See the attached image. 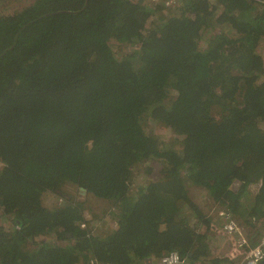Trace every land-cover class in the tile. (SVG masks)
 Wrapping results in <instances>:
<instances>
[{
  "label": "trees",
  "instance_id": "trees-1",
  "mask_svg": "<svg viewBox=\"0 0 264 264\" xmlns=\"http://www.w3.org/2000/svg\"><path fill=\"white\" fill-rule=\"evenodd\" d=\"M67 187L117 229L85 228ZM218 210L263 236L264 0H0V264H235Z\"/></svg>",
  "mask_w": 264,
  "mask_h": 264
},
{
  "label": "rangeland",
  "instance_id": "rangeland-1",
  "mask_svg": "<svg viewBox=\"0 0 264 264\" xmlns=\"http://www.w3.org/2000/svg\"><path fill=\"white\" fill-rule=\"evenodd\" d=\"M202 46H204V43H201ZM148 132L152 135L158 136L161 138V140L165 142H170L175 139V134L169 130L167 127H164L160 124H154L149 123L148 125ZM156 168V172L159 170L158 166H154ZM148 182V177L144 173H140L134 183H132L131 192L132 193H138L140 188L146 185ZM236 188V185L234 186ZM63 197H66V199L69 200L72 199L73 203H81L83 206V216L85 219V228H89L91 232L93 233H109L111 230L117 229V223L114 218V214L118 212L110 202L107 201H101L100 199L87 194L82 195L79 191V188H73V187H67L65 188L63 194ZM61 196V197H62ZM190 196L193 199V201L203 208V210L207 211L206 207H210L211 203L207 201L205 194L203 191L191 188L190 190ZM66 203L62 198H58L56 196H53L51 198H46V204L50 207H54L55 205H61ZM207 203V204H206ZM209 205V206H207ZM247 233L252 235V238L256 239V234H254V230L250 228H246ZM205 229H203L204 231ZM219 240H213L212 241V247L213 251L217 253L216 246L220 245ZM213 252V253H214ZM215 255V254H214ZM151 260L147 261L146 264H150Z\"/></svg>",
  "mask_w": 264,
  "mask_h": 264
},
{
  "label": "built area",
  "instance_id": "built-area-1",
  "mask_svg": "<svg viewBox=\"0 0 264 264\" xmlns=\"http://www.w3.org/2000/svg\"><path fill=\"white\" fill-rule=\"evenodd\" d=\"M141 2L150 7H156L161 1L165 2L168 7H176L181 0H134ZM214 222H224V226L220 229L215 226L220 242L227 247L221 250L224 259H229L235 264H259L264 260V222L257 224L258 230L262 232V237L255 240L247 233V229L243 227L237 219H233L227 212L218 210L212 212ZM84 227V226H83ZM217 238V237H216ZM150 264H189L186 258L179 255L178 252H171L158 261L151 259Z\"/></svg>",
  "mask_w": 264,
  "mask_h": 264
},
{
  "label": "water",
  "instance_id": "water-1",
  "mask_svg": "<svg viewBox=\"0 0 264 264\" xmlns=\"http://www.w3.org/2000/svg\"><path fill=\"white\" fill-rule=\"evenodd\" d=\"M79 191H80V193H81L82 195H87V194H88L87 190L84 189V188H80Z\"/></svg>",
  "mask_w": 264,
  "mask_h": 264
},
{
  "label": "flooded vegetation",
  "instance_id": "flooded-vegetation-1",
  "mask_svg": "<svg viewBox=\"0 0 264 264\" xmlns=\"http://www.w3.org/2000/svg\"><path fill=\"white\" fill-rule=\"evenodd\" d=\"M80 189V188H79Z\"/></svg>",
  "mask_w": 264,
  "mask_h": 264
}]
</instances>
